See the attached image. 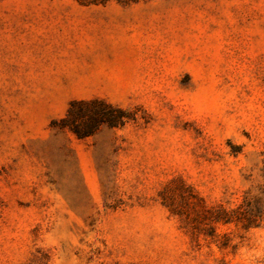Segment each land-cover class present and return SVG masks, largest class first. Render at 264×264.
<instances>
[{"label":"rangeland","instance_id":"obj_1","mask_svg":"<svg viewBox=\"0 0 264 264\" xmlns=\"http://www.w3.org/2000/svg\"><path fill=\"white\" fill-rule=\"evenodd\" d=\"M263 167L264 0H0V264H264Z\"/></svg>","mask_w":264,"mask_h":264},{"label":"trees","instance_id":"obj_2","mask_svg":"<svg viewBox=\"0 0 264 264\" xmlns=\"http://www.w3.org/2000/svg\"><path fill=\"white\" fill-rule=\"evenodd\" d=\"M126 118L123 110L101 100L73 101L65 118L60 121V127L84 138L93 135L102 126H122ZM210 220L212 223L240 224L244 229L259 227L264 222V185L259 188L258 195L245 197L238 207L230 210L220 208L212 212Z\"/></svg>","mask_w":264,"mask_h":264}]
</instances>
